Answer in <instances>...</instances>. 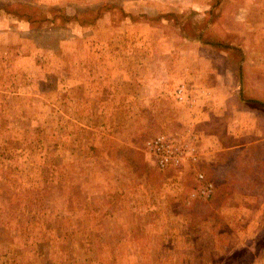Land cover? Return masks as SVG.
<instances>
[{"label":"rangeland","instance_id":"374dc122","mask_svg":"<svg viewBox=\"0 0 264 264\" xmlns=\"http://www.w3.org/2000/svg\"><path fill=\"white\" fill-rule=\"evenodd\" d=\"M15 2L88 15L33 26L5 11ZM220 84L227 119L193 126L179 89ZM189 128L218 132L224 151L156 168L146 142ZM197 171L208 199L190 197ZM254 263L264 0H0V264Z\"/></svg>","mask_w":264,"mask_h":264},{"label":"crops","instance_id":"0c3cea01","mask_svg":"<svg viewBox=\"0 0 264 264\" xmlns=\"http://www.w3.org/2000/svg\"><path fill=\"white\" fill-rule=\"evenodd\" d=\"M200 87L196 89L186 87L184 88V92L182 94L179 93V98L181 97L179 101L180 104L185 105L192 111V119H194L192 125L197 126L201 123L202 125H207L213 120V118L221 115L222 117L227 119L225 117L226 112L223 111H226V106H228L229 100L232 97L231 94H229V91H231V89L225 87V85L222 84L213 89L207 88L205 86ZM252 99L256 101L257 98L255 99L254 97ZM222 107L225 108L222 109ZM256 127H258V123L256 124ZM200 129L201 128H189L187 130H183L185 132L183 133L184 138L186 140H192L193 143L199 146L198 151L200 152V157L198 155V158L203 159V157H207L205 155H214L216 157L220 155L222 151H224L222 147L223 140L220 138L221 135L218 132L214 133L210 130L205 131L204 129ZM208 141L214 144L212 148L208 147ZM207 178L212 180L209 177Z\"/></svg>","mask_w":264,"mask_h":264},{"label":"built area","instance_id":"2783aa9c","mask_svg":"<svg viewBox=\"0 0 264 264\" xmlns=\"http://www.w3.org/2000/svg\"><path fill=\"white\" fill-rule=\"evenodd\" d=\"M184 92V87L179 89V93ZM147 153L154 159V162L161 169L178 167L185 161H196L198 149L190 139H185L184 134H159L146 142ZM197 179L201 185L191 192V198L208 199L215 191V185L208 179L203 171H197Z\"/></svg>","mask_w":264,"mask_h":264},{"label":"trees","instance_id":"16d2710c","mask_svg":"<svg viewBox=\"0 0 264 264\" xmlns=\"http://www.w3.org/2000/svg\"><path fill=\"white\" fill-rule=\"evenodd\" d=\"M5 11H7L9 14H12L15 17H18L20 19L26 20L30 22L31 25H39L42 26V24L50 22V23H61L67 25L68 23L71 22V20L76 19L78 20L79 17L87 16V13L84 12H78L76 15H69L68 12L64 8L60 7H51V8H42L38 5H34L31 3H25V2H15V3H10V4H5L4 6ZM82 23H86L85 20H80ZM60 144V143H59ZM138 150L135 151L136 154H139L141 156H145L146 153L140 147H137ZM144 149H145V144H144ZM51 150V149H50ZM47 150L46 151V165L47 167H52L54 166V160L55 157L52 154H49V152H53V150ZM146 151V149H145ZM49 154V155H48ZM57 158V157H56ZM130 159L135 162L134 157H129ZM144 161V158L142 159ZM139 164L141 165L140 160L138 159ZM144 163L147 165L148 163L144 161ZM50 164V165H49ZM143 165V162H142ZM156 168L161 169L157 164H154ZM144 166V165H143ZM144 169V167H143ZM151 169V168H150ZM163 170V169H161ZM151 172H153L151 170ZM151 176L154 175V173H150ZM55 175H58V181H55L58 184H61L63 182V178L65 179V175L59 173H55ZM46 177V176H45ZM45 180V178H44ZM198 187H200L201 183L198 181ZM52 184V183H51ZM215 193V191H214ZM214 195V194H213ZM212 195V196H213ZM69 247V246H68ZM71 247V246H70ZM70 260V258H68Z\"/></svg>","mask_w":264,"mask_h":264}]
</instances>
